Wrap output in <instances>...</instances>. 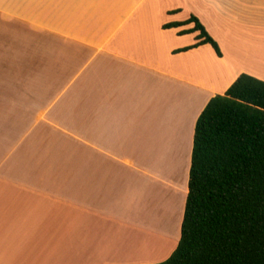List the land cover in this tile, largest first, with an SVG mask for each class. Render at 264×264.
<instances>
[{
    "label": "crops",
    "instance_id": "1",
    "mask_svg": "<svg viewBox=\"0 0 264 264\" xmlns=\"http://www.w3.org/2000/svg\"><path fill=\"white\" fill-rule=\"evenodd\" d=\"M191 16L222 56L164 28ZM3 34L0 264L162 263L200 115L241 75L264 82V0H0ZM166 171L178 225L156 204Z\"/></svg>",
    "mask_w": 264,
    "mask_h": 264
},
{
    "label": "trees",
    "instance_id": "2",
    "mask_svg": "<svg viewBox=\"0 0 264 264\" xmlns=\"http://www.w3.org/2000/svg\"><path fill=\"white\" fill-rule=\"evenodd\" d=\"M197 43H218L195 16ZM159 264H264V82L241 75L211 99L195 129L189 192L176 250Z\"/></svg>",
    "mask_w": 264,
    "mask_h": 264
},
{
    "label": "rangeland",
    "instance_id": "3",
    "mask_svg": "<svg viewBox=\"0 0 264 264\" xmlns=\"http://www.w3.org/2000/svg\"><path fill=\"white\" fill-rule=\"evenodd\" d=\"M6 39H7L6 35H4V34L0 35V42L8 43L10 40H6ZM14 43H16V42H14ZM11 44L12 43H10L9 46ZM2 45H4V44H2ZM5 51H6V48H5ZM160 161L161 162H158V165L159 164H165V159H162ZM177 162H178V160L173 161L174 164ZM150 163H151V165L153 164L152 162H150ZM166 165H168V163ZM159 172H160L159 168H157V173H159ZM170 173H171V171H166V174L168 176H164L168 179L169 183L171 184V186L169 187V197L166 198V194L159 196L158 202H156V204H157L158 212L160 213L161 218L162 219L164 218V220L166 221V224L171 222V225H172V223L175 222V224L177 223V225H178V215L177 214H178V211L180 212V206H182V203L184 201L185 193H184V190L182 187H185V183L183 182L182 184H180V178L181 177L178 175V173H173V174H170ZM168 233H172V232H168ZM178 237H179V232L178 233L175 232V237L173 240L171 239L172 241L170 240V238H173V237H168L167 242H169V243L167 244L166 240L164 239L165 244L160 245V246L156 243V242H161L160 239H157L156 241H152V243H154L155 250L157 248L160 249L161 247H162L161 250H163L162 253H160V255H158L156 257L155 261H157L158 263L164 262L165 260H167L169 258V257L167 258V256L171 252L172 248L174 247V244L176 243V240ZM135 250L137 252L130 253V258H132V257L137 258L139 256L141 258H144V256H148L149 254H151L154 251L153 249L150 251H148L147 249L143 250L141 248V246H140V250H138V249H135ZM125 251L126 252L131 251L130 247H127V249Z\"/></svg>",
    "mask_w": 264,
    "mask_h": 264
},
{
    "label": "bare ground",
    "instance_id": "4",
    "mask_svg": "<svg viewBox=\"0 0 264 264\" xmlns=\"http://www.w3.org/2000/svg\"><path fill=\"white\" fill-rule=\"evenodd\" d=\"M175 209V208H174Z\"/></svg>",
    "mask_w": 264,
    "mask_h": 264
}]
</instances>
